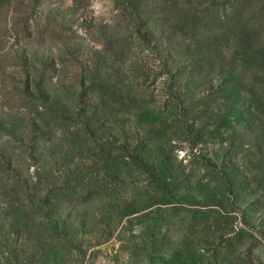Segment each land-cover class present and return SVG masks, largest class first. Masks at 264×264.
Segmentation results:
<instances>
[{
  "label": "rangeland",
  "instance_id": "1",
  "mask_svg": "<svg viewBox=\"0 0 264 264\" xmlns=\"http://www.w3.org/2000/svg\"><path fill=\"white\" fill-rule=\"evenodd\" d=\"M0 264H264V0H0Z\"/></svg>",
  "mask_w": 264,
  "mask_h": 264
},
{
  "label": "trees",
  "instance_id": "2",
  "mask_svg": "<svg viewBox=\"0 0 264 264\" xmlns=\"http://www.w3.org/2000/svg\"><path fill=\"white\" fill-rule=\"evenodd\" d=\"M49 124V123H48Z\"/></svg>",
  "mask_w": 264,
  "mask_h": 264
}]
</instances>
